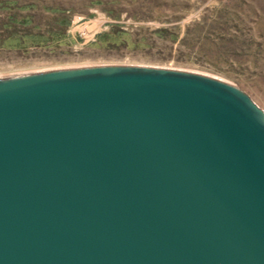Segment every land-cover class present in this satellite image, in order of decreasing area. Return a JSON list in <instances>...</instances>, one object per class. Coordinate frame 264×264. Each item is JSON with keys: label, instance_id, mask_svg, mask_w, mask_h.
<instances>
[{"label": "water", "instance_id": "1", "mask_svg": "<svg viewBox=\"0 0 264 264\" xmlns=\"http://www.w3.org/2000/svg\"><path fill=\"white\" fill-rule=\"evenodd\" d=\"M0 264H264V114L214 77L0 78Z\"/></svg>", "mask_w": 264, "mask_h": 264}, {"label": "rangeland", "instance_id": "2", "mask_svg": "<svg viewBox=\"0 0 264 264\" xmlns=\"http://www.w3.org/2000/svg\"><path fill=\"white\" fill-rule=\"evenodd\" d=\"M15 1L27 9L0 10V24L29 16L37 34L61 33L63 17L70 23L64 38L0 48V77L77 66L199 72L236 86L264 114V0Z\"/></svg>", "mask_w": 264, "mask_h": 264}, {"label": "trees", "instance_id": "3", "mask_svg": "<svg viewBox=\"0 0 264 264\" xmlns=\"http://www.w3.org/2000/svg\"><path fill=\"white\" fill-rule=\"evenodd\" d=\"M25 6H18L15 0H6L0 1V10L1 12H11L15 10L17 12H22L26 10ZM57 11H54L55 14ZM62 14L61 12H58ZM57 26L61 27L63 30L60 33H32L31 30V18L29 16L17 17L16 14H10L6 20L0 24V48L7 50H26L27 43L33 45H39L42 43H47L52 39H61L65 37V31L70 23V20L66 17L58 20ZM21 28L23 31H27L24 35H20L18 32H15L14 29ZM14 30V31H13ZM158 34H161L163 30H159Z\"/></svg>", "mask_w": 264, "mask_h": 264}, {"label": "bare ground", "instance_id": "4", "mask_svg": "<svg viewBox=\"0 0 264 264\" xmlns=\"http://www.w3.org/2000/svg\"><path fill=\"white\" fill-rule=\"evenodd\" d=\"M86 67H90V66H86ZM125 67H129V66H125ZM76 68H82V67H76ZM142 68H145V67H142ZM57 69V68H56ZM56 69H54V70H56ZM59 69V68H58ZM60 69H62V68H60ZM64 69H66V68H64ZM159 69H161V68H159ZM53 70V69H52ZM166 70H171V69H166ZM174 70V69H173ZM48 71H50V70H48ZM175 71H177V70H175ZM37 72V71H36ZM39 72V71H38ZM41 72H43V71H41ZM181 72H190V71H181ZM23 73V72H22ZM21 73V74H22ZM32 73V72H31ZM34 73V72H33ZM190 73H197V74H201V75H206V76H210V77H214V78H216V79H219V80H221V81H224V82H226L225 80H223V79H221V78H219V77H217V76H215V75H210V74H205V73H199V72H190ZM20 73H15V74H12V75H8V77H12V76H17V75H21ZM23 74H25V73H23ZM22 74V75H23ZM27 74V73H26ZM0 78H5V77H3V76H1ZM226 83H228V82H226ZM229 84V83H228Z\"/></svg>", "mask_w": 264, "mask_h": 264}]
</instances>
